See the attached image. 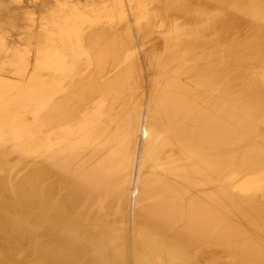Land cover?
I'll return each mask as SVG.
<instances>
[{"label": "bare ground", "instance_id": "obj_1", "mask_svg": "<svg viewBox=\"0 0 264 264\" xmlns=\"http://www.w3.org/2000/svg\"><path fill=\"white\" fill-rule=\"evenodd\" d=\"M0 264H264V0H0Z\"/></svg>", "mask_w": 264, "mask_h": 264}]
</instances>
